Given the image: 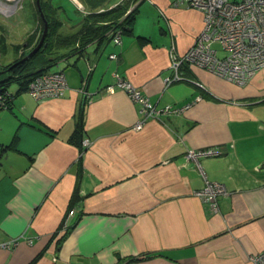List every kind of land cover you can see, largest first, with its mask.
<instances>
[{
    "label": "crops",
    "instance_id": "obj_1",
    "mask_svg": "<svg viewBox=\"0 0 264 264\" xmlns=\"http://www.w3.org/2000/svg\"><path fill=\"white\" fill-rule=\"evenodd\" d=\"M43 2L60 35L125 2L134 19L119 45L103 34L58 49L61 96L37 100L15 85L0 108V264H254L264 249V67L237 85L183 63L184 78L166 84L172 52L184 54L201 29L200 11L177 0ZM27 5L32 29L12 57L39 38L35 0ZM113 71L157 110L189 106L146 116L126 90L106 89ZM200 148L218 151L200 157L204 175L185 157ZM205 178L227 190L215 211L195 194Z\"/></svg>",
    "mask_w": 264,
    "mask_h": 264
},
{
    "label": "built area",
    "instance_id": "obj_2",
    "mask_svg": "<svg viewBox=\"0 0 264 264\" xmlns=\"http://www.w3.org/2000/svg\"><path fill=\"white\" fill-rule=\"evenodd\" d=\"M14 2L16 0H13ZM187 6L197 9L202 14V26L191 47L181 55L172 52L169 63L170 74L164 78L166 84L183 79L181 65H195L214 75L237 85L246 84L249 79L264 67V0H177ZM116 45L121 43L120 29L108 32ZM117 59L116 53L110 54ZM91 68L88 69V72ZM114 83L106 86L112 90L115 86L127 91L132 100L140 104V111L144 115L159 112H179L188 108V104L180 107L165 105L157 110L149 98L141 94L134 86L124 80L116 71L112 72ZM67 87V80L62 69L43 71L34 76L28 83L26 92L37 100L59 97ZM8 91L0 92V108L6 107L5 101L10 100ZM142 122L138 121L135 129H140ZM84 139L82 144L89 145ZM218 151L213 148L190 149L185 157L194 161L202 175L199 159L202 156L216 155ZM205 177V176H204ZM223 183L205 178L203 187L195 194L207 201L212 210H217V198L226 194ZM68 211V216L74 213ZM67 219L63 229L67 227ZM31 243V239L27 238ZM13 240L12 243H16ZM2 246L8 243L1 244ZM254 264H264V249L252 256Z\"/></svg>",
    "mask_w": 264,
    "mask_h": 264
},
{
    "label": "trees",
    "instance_id": "obj_3",
    "mask_svg": "<svg viewBox=\"0 0 264 264\" xmlns=\"http://www.w3.org/2000/svg\"><path fill=\"white\" fill-rule=\"evenodd\" d=\"M40 4L44 16L48 23V32L44 39V42H47V45L46 46L42 45L34 54H32L26 60L15 64L12 67L10 74L8 75V78L4 80H0V92L8 91L11 95L10 100L8 101L9 103L16 94V91L10 90L9 86L11 85V83L13 82L17 83V85L19 86L17 92L21 90L26 91L28 83L37 74H40L43 71L51 70L52 67H54L53 69H57V68L62 69L58 65H55L57 64L55 61H57L58 58L62 56V53L58 49L69 47V52L73 50H79V48L83 47L85 44L94 40L95 38L102 36L103 34H107V36L112 40L111 35L108 32L117 28L122 30L123 33L127 28V26L130 27V24L133 22L134 19L133 10L131 9L128 10L129 2H125L122 5H117L115 7L101 11L99 13L92 12L87 14L85 18H83L84 20L82 21L81 27L77 32L71 33L69 35H60V34H56L57 28L60 25L59 23L60 21H58L57 18L53 17V15L50 14L49 11H47L43 0H40ZM36 11H37L38 23L44 25L43 19L40 16L37 7H36ZM95 21H107V22L96 25L94 24ZM42 30L43 29H41V31ZM38 41L39 39L37 40V42ZM37 42L34 45H36ZM33 47H31L30 49H32ZM28 52H26V54ZM114 53L117 54V52ZM117 56H119V54H117ZM17 61L19 60L17 59ZM5 103L7 104L6 107L10 106V104L7 103V100L5 101ZM1 108H5V107H1ZM66 232L67 230H64V232L61 234V236H59L57 240L62 239L65 236ZM54 237L56 238V235H54Z\"/></svg>",
    "mask_w": 264,
    "mask_h": 264
},
{
    "label": "rangeland",
    "instance_id": "obj_4",
    "mask_svg": "<svg viewBox=\"0 0 264 264\" xmlns=\"http://www.w3.org/2000/svg\"><path fill=\"white\" fill-rule=\"evenodd\" d=\"M27 1L28 0H22V8L15 11V13H13L11 16H3L2 14H0V32L5 33V35L8 38V41L11 42L13 46L17 42H20L22 38L32 29L33 21L31 17L29 16V12L31 10L28 8ZM78 7L83 9L81 3L78 4ZM41 29H43V25L38 23L39 36H40V33L42 32ZM19 50L20 48L17 49L18 53H19ZM14 52H15V49L12 47V50H10L9 55L7 56L1 55L0 56V66L4 65L6 62L8 63L9 60L11 61L12 55H14ZM6 58H9V59H7L6 61ZM53 68L54 67H52V69ZM15 85H17V83L15 82L11 83L10 90H13L12 88Z\"/></svg>",
    "mask_w": 264,
    "mask_h": 264
},
{
    "label": "flooded vegetation",
    "instance_id": "obj_5",
    "mask_svg": "<svg viewBox=\"0 0 264 264\" xmlns=\"http://www.w3.org/2000/svg\"><path fill=\"white\" fill-rule=\"evenodd\" d=\"M21 3H22V0H16L15 2L13 0H0V14H2L3 16H11L21 6ZM12 47H13V45L11 44V42H8V41L3 42L2 44H0V54H2L4 51L9 52L10 50H12ZM30 50L31 49H28L26 51L21 50L20 53H17L18 55L16 54L15 57H12L11 61L9 60L8 63L6 62L4 65H1L0 71L3 69H6V67L9 66L10 64L12 65L13 63H15V61H17V59L20 60L21 58H23L25 56L26 52H28ZM20 55H22V56H20ZM12 67L10 68V70L6 71L5 73H0V80H4V79L8 78V75L10 74Z\"/></svg>",
    "mask_w": 264,
    "mask_h": 264
},
{
    "label": "water",
    "instance_id": "obj_6",
    "mask_svg": "<svg viewBox=\"0 0 264 264\" xmlns=\"http://www.w3.org/2000/svg\"><path fill=\"white\" fill-rule=\"evenodd\" d=\"M35 3H36V7H37V9L39 11V14L42 17L43 23H44L40 39H39L38 43L23 58H21L19 61L15 62V63H13L11 66L7 67L6 69L1 70L0 73H5L6 71L10 70V68L13 65L17 64L18 62H23L28 57H30L32 54H34L42 45L43 46L47 45V42H44V39H45V36H46V34L48 32V23H47V20H46V18L44 16L43 11H42L40 0H35ZM258 169H264V161H262L259 164Z\"/></svg>",
    "mask_w": 264,
    "mask_h": 264
}]
</instances>
